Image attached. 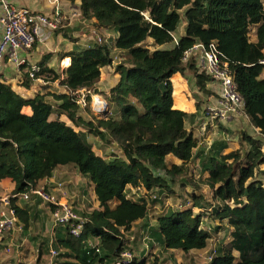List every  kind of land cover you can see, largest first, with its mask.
Segmentation results:
<instances>
[{
  "label": "trees",
  "instance_id": "16d2710c",
  "mask_svg": "<svg viewBox=\"0 0 264 264\" xmlns=\"http://www.w3.org/2000/svg\"><path fill=\"white\" fill-rule=\"evenodd\" d=\"M78 1V18L85 23L93 19L89 29H95L96 35L93 43L74 45L66 53L70 64L62 74L46 62L37 64L33 78L26 69L24 87L35 80L43 83L32 97L21 96L0 77V181H13L11 194L27 193L57 166L71 165L93 185L99 210L87 215L81 237L73 239L64 227L57 237L63 255L72 260L65 264H114L123 250L131 251L124 234L140 220L145 238L166 250L203 249L210 234L201 228L202 215L193 212L195 207H211L214 221L225 225L223 240L208 264H264V182L256 177L264 164V66L258 63L264 50V0ZM183 21L184 33L177 37ZM147 39L153 40L152 49ZM212 41L228 63L243 113L259 133L256 138L242 132L243 146L224 154L221 147L215 151L210 147L204 154L198 151L197 138L185 127L190 115L173 107L175 73L193 83L197 109L198 97L213 94L207 88L213 77L194 57L184 59L195 43ZM115 58L120 79L105 95L110 109L106 118L97 117L89 106L80 108L66 93L49 90L56 82L71 91L95 92L101 68L112 65ZM176 86L174 100L179 105L182 96L176 94ZM24 106L31 114L23 112ZM85 109L91 110L89 118L79 114ZM61 115L85 131L65 124ZM93 136L117 151L96 154ZM196 157L197 172L189 168ZM205 172L202 181L214 203L199 204L193 195L190 205L159 214L155 225L148 222L149 200L157 202L164 187L172 189L170 183L195 185L194 175ZM141 189L144 192L137 198L129 196L130 190ZM13 199L17 221H26L24 210ZM217 229L213 232L221 233ZM93 236L99 238L98 244L89 245L87 239ZM148 255L142 250L122 264H160L158 256L149 259Z\"/></svg>",
  "mask_w": 264,
  "mask_h": 264
},
{
  "label": "crops",
  "instance_id": "0c3cea01",
  "mask_svg": "<svg viewBox=\"0 0 264 264\" xmlns=\"http://www.w3.org/2000/svg\"><path fill=\"white\" fill-rule=\"evenodd\" d=\"M13 6L17 8H28L29 10L33 12H40L47 15H52L54 5L51 0H6ZM59 7L60 9L67 13L72 11H79V1L75 0L73 4H69V1L67 0H59ZM3 16L2 11L0 10V19ZM93 19L89 21V23H85L81 21L78 17L72 19V21L69 24H66L63 29L60 31H48L46 29H43L40 32L39 38L34 43L33 47L29 49L25 56L28 60V65L24 68L16 69L15 67L11 66L7 62L2 61L0 64V77L1 79L5 80L6 83L10 84L11 87L21 96L23 97H32V95L36 92L41 91V85L43 84L41 81H33V83L29 87H24L22 85V74L26 71L27 67L31 65H37L40 62H46L47 65L51 68H54L55 70H58L59 74H62V71L64 68H66L70 64V57L66 55V53L70 52L74 45L79 46H86L87 44L93 43L92 36L83 38V34L77 35L75 32H78V28L83 27L85 31H89V27L92 26ZM186 22L183 21L182 25L179 27L177 32V37L182 35L184 33V27ZM2 28V24L0 22V30ZM83 32V33H84ZM66 34V35H64ZM251 34H253L251 32ZM111 36L114 37L113 33H111ZM86 37V36H85ZM253 38V37H252ZM88 39V40H87ZM148 44H153L152 39H147ZM151 46V45H150ZM264 54V50H263ZM69 58V61L68 59ZM264 75V71L262 73V76ZM120 79V75L115 72V63L112 65L106 66L101 68V73L99 76V80L96 84V93L100 94L101 96L105 97V95L109 92V90L118 82ZM171 82L173 86V107L183 110L187 112L190 116L185 121V127L188 130H191L194 134V136L197 138L198 143L196 149L198 151L206 152L210 147H212V150L219 149L221 147L222 154L228 153L232 150L238 149L240 142H232L233 139H229L228 133L229 131H233V134L236 135L238 131L241 130L240 125H242L244 122L247 124L246 134L252 135L253 137L259 138L258 129L253 127L248 118L245 116L243 111L239 113L237 116H234L231 120L227 122H219V121H212L208 115V113L205 111L208 107L216 106L219 102V99H215L214 96L218 95L220 97L219 92V84L217 82L211 81L207 84V88L213 92V94L209 96H203L206 97L205 101H201L203 105V111L201 109H197L195 106V101L193 98H189V91H188V84L187 81L179 74L175 73L171 77ZM180 85L181 87H184L182 89V95L184 96L181 100L182 102L179 103V105L176 104L174 100V92H175V85ZM51 87H49V90L51 92H58L62 93L63 87L59 86L56 82L50 83ZM179 87V86H178ZM97 100V98H95ZM200 105V106H201ZM23 112L26 114H31V110L29 106L23 107ZM203 112V113H202ZM65 117L68 119L65 115H61L60 119L67 125H71V122H67L63 119ZM69 120V119H68ZM219 122L221 124V127L217 126L216 123ZM73 126V125H71ZM74 127V126H73ZM75 128V127H74ZM81 129L76 130H82L85 131L82 127H79ZM195 149V150H196ZM263 149H264V142H263ZM93 150L95 151V147H93ZM99 152L95 151L98 155H103V152L101 150H98ZM110 151V150H109ZM113 151V150H111ZM172 160V162L176 164H180V161L176 158H169ZM198 161L199 157H196L193 162H190V167L192 168L191 171L198 170ZM193 166V167H192ZM263 169V168H261ZM69 170H73L75 173V176L71 177L69 176ZM79 177L78 179H75V177ZM207 173H203L201 175L202 178L206 177ZM264 176V174H263ZM73 178V179H72ZM260 180V178H257ZM85 182L87 185H90L91 188V198L93 200V210H99L98 202L95 198V194L93 191V185L89 182V180L81 176L77 169L71 165H61L57 166L56 169L53 171L52 175L50 177L44 178L39 181V185H45L50 191L54 192L59 196L61 201H69L74 207H78L79 209H85L83 206V200L84 198V186L86 184H82ZM264 182V180H262ZM60 182L62 183V189L57 190L56 184ZM77 188L81 190V196L78 197L77 195H73L72 191L74 190L76 192ZM14 189V183L10 178H4L0 181V198L4 195H9ZM74 199V200H73ZM81 199V201H79ZM13 203H15L19 208L24 210L26 221L22 218H18L17 224L20 225L17 227V229L12 230L11 232L5 234L0 239L2 240V248L4 249L7 244L12 245V239H8L11 234H15L14 231L20 230L21 235L23 237V241H26V239L32 238L34 235H41L42 240L41 242L45 243H58V235L62 232L63 227L54 225L53 221L51 220V213L50 208L46 204L42 203L39 199H32L31 201H26L19 196H16L13 199ZM83 213L86 211L81 210ZM89 213V212H87ZM141 222L142 221H137ZM135 225V224H134ZM222 233V232H221ZM98 237L93 236L91 238L87 239V242L89 245H96L98 244ZM37 245H40L39 243ZM31 247V245H30ZM1 248V249H2ZM52 247H49V250ZM0 249V250H1ZM38 249V248H37ZM30 257V256H29ZM15 264H26L25 259L23 257H20L19 260Z\"/></svg>",
  "mask_w": 264,
  "mask_h": 264
},
{
  "label": "built area",
  "instance_id": "2783aa9c",
  "mask_svg": "<svg viewBox=\"0 0 264 264\" xmlns=\"http://www.w3.org/2000/svg\"><path fill=\"white\" fill-rule=\"evenodd\" d=\"M51 1L54 5L53 13L47 15L33 12L28 8H17L6 0H0V10L3 14L0 19L2 24L0 30V64L5 60L16 69L27 66L28 60L25 53L33 47L43 29L55 31L60 26L69 24L72 19L78 17L79 11L65 13L59 7V0ZM94 35H96L95 32ZM174 41L176 42V39ZM189 57H194L197 65L219 84L220 99L218 104L206 109L210 119L212 121L227 122L241 113L243 108L242 98L236 89L228 63L222 59L216 43L214 41L207 45L195 43L184 53V59ZM116 60L115 58L114 63ZM258 63L264 66V54ZM38 69L36 64L29 66L27 68L29 77L33 78L34 72ZM62 92L70 95L80 108L89 106L97 117H99L98 112H102L108 107L105 97L86 88L71 91L63 87ZM88 97L89 103L87 102ZM95 98H97V101ZM55 187L57 190H61L62 183L58 182ZM16 196L24 200L40 199L42 203L49 206L51 220L55 225L67 228L73 239L81 237L87 219L79 215L70 203L61 201L59 196L50 191L45 185H38L31 188L27 193L9 194L0 198V238L14 230L16 226L17 215L12 204V199ZM95 251L98 252V248H95ZM49 253L52 258H55L58 256L59 251L51 248ZM133 258L134 255L129 250H123L114 264L127 263Z\"/></svg>",
  "mask_w": 264,
  "mask_h": 264
},
{
  "label": "rangeland",
  "instance_id": "374dc122",
  "mask_svg": "<svg viewBox=\"0 0 264 264\" xmlns=\"http://www.w3.org/2000/svg\"><path fill=\"white\" fill-rule=\"evenodd\" d=\"M69 1V0H67ZM74 1H69V4H73ZM66 25V24H65ZM91 28V27H89ZM78 32H75V34L77 35H81L83 34V38H87V37H91L93 36V33L95 31V29H90L89 31H85L84 32V28L80 27L78 28ZM60 31V29L58 30ZM84 32V33H83ZM178 35V34H177ZM252 35V34H251ZM86 36V37H85ZM88 40V39H87ZM147 45L150 47V49H152L153 47L150 46L152 44H148ZM263 73V72H262ZM184 78V77H183ZM187 81L188 84V91H189V98H192L193 95L195 94V89H194V85L193 83H191L188 79L184 78ZM214 82H217L216 80L213 79ZM179 86V87H178ZM176 94H181L182 99H183V95H182V89L185 88L181 87L179 84L176 86ZM200 100V103L202 104V100L205 101L206 97H198ZM215 99L220 98L218 95L214 96ZM197 100V99H195ZM182 102V101H181ZM199 103V104H200ZM200 104V105H201ZM203 105H201L200 109L203 111ZM91 109V108H90ZM90 109H85V110H79V114L80 115H84L86 118H89V113H91ZM206 111V110H205ZM203 113V112H202ZM91 118V117H90ZM64 120H66L67 122H71L70 120L66 119L65 117H63ZM71 125H73L76 129H81L78 126H76L74 123L71 122ZM217 126L221 127V124L219 122L216 123ZM241 130L238 131V133L236 135L233 134V131H229L230 134L228 133L229 139H233L232 142H239L241 137H242V132H246V128H247V124L246 122H244L242 125H240ZM91 140L93 142V147H95V151L99 152L98 150H101L104 154L106 153L109 154V152L111 150L113 151H117L116 147L114 145H108V144H101L99 140H101L98 137H91ZM238 147H242L243 144L241 143V141L238 143ZM110 150V151H109ZM244 153V151H246V149L242 150ZM241 153V154H242ZM244 160H241L240 162L243 164ZM193 167V166H192ZM190 169H192L191 167H189ZM263 168V169H261ZM264 164H262L259 167V171L256 174L257 178H260V180H264ZM192 174V173H191ZM75 176V173L73 172V170H69V176L71 177ZM79 177H75V179H78ZM73 179V178H72ZM194 180L195 185L192 184H186V186L184 185L183 187L180 186V184L176 183H170L169 185L172 186V189H168V188H163L162 189V193L158 196L159 200L155 203H151L149 200V218H148V222H151L152 224L155 225L156 221L155 218L156 216H158L161 213L167 212L168 210L171 209H177L179 207L182 206H187L188 204H191V198L190 196H197V201L199 204H202L204 201H209V202H213V200L211 199V190L208 188V186L206 184L203 183L202 181V177L198 176V174H195L194 177L192 178ZM83 182V181H82ZM83 185L86 184L85 182L82 183ZM169 190H173L172 192ZM155 193H157L159 191V187L155 188L153 190ZM143 193L144 190L142 191V189L139 190H130L129 191V196H132L133 198H137V196L140 193ZM73 195H77L78 197L81 196V190H79L77 188L76 192L73 190L72 191ZM91 188L90 185L84 186V200H83V206L85 207V209H79L77 206L74 207L71 203L70 200L68 201V203H70L73 208L79 212V214L83 217H87L88 214H90L91 212H93L94 210L93 208V200L91 198ZM6 196V195H5ZM4 195L2 197H5ZM1 197V198H2ZM74 200V199H73ZM79 201H81V199H79ZM190 201V202H188ZM214 203V202H213ZM116 204V201H112L111 206H114ZM86 211V212H82ZM211 210V207L207 208V209H202L199 207H195L193 212L196 214L198 212H200L201 216V220H202V224H201V228L207 232H209L210 234V239L208 240L207 246L203 249H199V250H190L188 252H183L181 250H177V249H171V250H166L164 248H162L155 240L150 241L147 238H145V233L146 231L145 226L143 223L141 222H136L135 225H133V227L131 228L130 231L125 232L124 236H125V240H126V246L131 250L130 252L133 255H139L140 252L143 251H147L148 252V257L147 258H151L152 256L154 257V255L159 257L160 260V264H208L209 262V258L211 257V255H213V251L216 248L218 241H222L224 233H215L213 232L214 228H218L217 230L224 229L225 225L222 222H217L214 221L213 219V213ZM89 212V213H87ZM55 225V224H54ZM20 226L16 223V226L14 228L17 229V227ZM145 231V232H144ZM15 234H11V236H9L8 239H12V245L10 244V240L9 244H7L5 246V248L0 250V264H15L17 262V260H19L20 257H23V259H25L26 264H65L66 262H72L71 259L66 258L65 255H63L64 251L58 247L57 244L55 243H45L44 241L41 242L42 240V236L41 235H34L33 239L29 238L26 239V241H23V237L21 235L20 230L18 231H14ZM7 234V233H6ZM99 239V238H98ZM151 242L153 244V247H151L148 243ZM40 245H37V244ZM31 245V247H30ZM52 247L53 249H57L59 251V255L55 258H52L50 256L49 253V247ZM38 248V249H37ZM30 256V257H29ZM152 257V258H153Z\"/></svg>",
  "mask_w": 264,
  "mask_h": 264
},
{
  "label": "water",
  "instance_id": "95a60500",
  "mask_svg": "<svg viewBox=\"0 0 264 264\" xmlns=\"http://www.w3.org/2000/svg\"><path fill=\"white\" fill-rule=\"evenodd\" d=\"M109 113H110V109H109V107H107L104 111L98 112L97 115L101 118H104V117L108 116Z\"/></svg>",
  "mask_w": 264,
  "mask_h": 264
},
{
  "label": "bare ground",
  "instance_id": "6f19581e",
  "mask_svg": "<svg viewBox=\"0 0 264 264\" xmlns=\"http://www.w3.org/2000/svg\"><path fill=\"white\" fill-rule=\"evenodd\" d=\"M97 101V100H96Z\"/></svg>",
  "mask_w": 264,
  "mask_h": 264
}]
</instances>
